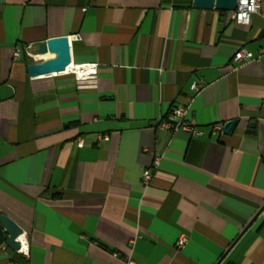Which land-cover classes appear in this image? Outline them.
Segmentation results:
<instances>
[{
    "label": "crops",
    "instance_id": "obj_1",
    "mask_svg": "<svg viewBox=\"0 0 264 264\" xmlns=\"http://www.w3.org/2000/svg\"><path fill=\"white\" fill-rule=\"evenodd\" d=\"M73 34L95 87L28 76L45 60L39 43ZM261 47V15L239 25L193 0H0V215L28 243L27 257L0 245V264H122L130 251L151 264H264V210L223 255L264 203V63L232 67L239 48ZM192 83L203 89L188 116L204 135L159 129ZM230 120L231 135L210 134Z\"/></svg>",
    "mask_w": 264,
    "mask_h": 264
},
{
    "label": "built area",
    "instance_id": "obj_2",
    "mask_svg": "<svg viewBox=\"0 0 264 264\" xmlns=\"http://www.w3.org/2000/svg\"><path fill=\"white\" fill-rule=\"evenodd\" d=\"M261 1L255 0V5H252V0H249V5L256 7V11L248 12V6H242L240 0H236L235 9L231 11V19L234 23L239 25H247V24L238 22L237 17L241 14V12H247L248 17L251 19L253 15H261L263 19V34H264V14L261 13ZM249 19V21H250ZM37 56V55H36ZM13 57H19V50L15 49L13 52ZM41 57V56H37ZM264 63V47L258 49L256 54L251 53L250 51L239 48L232 58V67L237 68L241 63ZM64 74H69L74 77L76 86H84L86 84L87 88H92V78L97 74V64L89 63V64H76L73 62L71 56V64L67 68ZM190 89L193 92V96L190 98L189 102L185 105H181L178 107H173L163 118L159 120L158 128L161 130H166L171 132L172 134L178 131L186 133L190 138H200L204 135V132L195 125L194 121L189 118V108L194 99V97L203 89V85L198 83H192ZM224 123L215 124L210 127V134L213 135H222L223 133ZM97 137L102 141H106L108 139L105 134H98ZM78 146H81V142L77 141ZM161 156L155 158L151 164V166L147 169H144L141 173V182L143 186L146 188L150 185L155 172L158 170L160 166ZM19 243V249L16 253L27 257L28 256V243L26 238V233H23L17 239ZM186 243V239L184 236H180L176 242L177 248H182ZM4 249V246H2ZM115 256L118 254L115 253ZM122 264H151L150 261H144L141 258L135 256V254L130 251L124 259L122 260Z\"/></svg>",
    "mask_w": 264,
    "mask_h": 264
},
{
    "label": "water",
    "instance_id": "obj_3",
    "mask_svg": "<svg viewBox=\"0 0 264 264\" xmlns=\"http://www.w3.org/2000/svg\"><path fill=\"white\" fill-rule=\"evenodd\" d=\"M236 0H193V7L196 9H215L219 11L231 12L235 9ZM76 34L68 36H60L49 38L44 42L39 43L35 48L37 56H44L46 54H53V60H42L39 63L29 64L27 66V73L29 77H42L47 75H61L64 74L71 64L70 44L78 40ZM93 87L96 86V76L92 78ZM238 124V120H230L224 123L223 135H231ZM264 210V203L251 218V220L244 226L237 238L231 243L225 255L243 233L250 227L255 219ZM23 233V229L6 215H0V245L6 246L13 252L19 249L17 239ZM223 258L219 259V261Z\"/></svg>",
    "mask_w": 264,
    "mask_h": 264
},
{
    "label": "clouds",
    "instance_id": "obj_4",
    "mask_svg": "<svg viewBox=\"0 0 264 264\" xmlns=\"http://www.w3.org/2000/svg\"><path fill=\"white\" fill-rule=\"evenodd\" d=\"M242 6H248V12L256 11V7L252 6L255 5V0H252V5H249V0H240ZM249 17L247 12H241V14L237 17L238 22H242L247 24L249 22Z\"/></svg>",
    "mask_w": 264,
    "mask_h": 264
},
{
    "label": "bare ground",
    "instance_id": "obj_5",
    "mask_svg": "<svg viewBox=\"0 0 264 264\" xmlns=\"http://www.w3.org/2000/svg\"><path fill=\"white\" fill-rule=\"evenodd\" d=\"M41 58H45L48 60H53L55 58V56L53 54H46L44 56H42Z\"/></svg>",
    "mask_w": 264,
    "mask_h": 264
}]
</instances>
